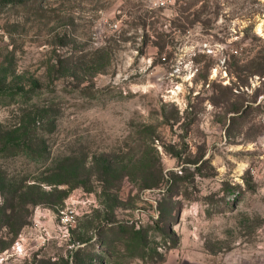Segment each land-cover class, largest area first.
I'll use <instances>...</instances> for the list:
<instances>
[{"label": "rangeland", "instance_id": "rangeland-1", "mask_svg": "<svg viewBox=\"0 0 264 264\" xmlns=\"http://www.w3.org/2000/svg\"><path fill=\"white\" fill-rule=\"evenodd\" d=\"M231 53L264 56V0H0V124L55 117L53 162L85 156L91 181L32 207L0 264H62L83 245L88 264H264V76ZM142 157L162 163L160 186L106 164ZM50 162L0 168L33 182ZM175 180L180 213L162 221Z\"/></svg>", "mask_w": 264, "mask_h": 264}, {"label": "trees", "instance_id": "trees-1", "mask_svg": "<svg viewBox=\"0 0 264 264\" xmlns=\"http://www.w3.org/2000/svg\"><path fill=\"white\" fill-rule=\"evenodd\" d=\"M237 54H240L239 50H237ZM230 57L233 59V64H236L237 67L247 65L250 68L248 71L250 74L257 73L264 76V70L260 69L264 56H260L258 61L252 60L254 63L250 66L249 63L245 62V58L242 55L231 53ZM240 61L241 64L239 63ZM254 65H259V68L253 67ZM1 90H3V86L0 85V92ZM239 109L240 107L237 110ZM22 111L24 113L18 123L11 125L0 124V159L25 157L32 162L38 163L51 161L47 169L50 173L41 180L31 182L27 178L4 175L0 168V192L4 195L5 201L1 208L3 218L0 220V252L10 249L21 229L29 223L32 207L39 204L54 207L67 194L66 189H61L60 186H87V181L91 182L90 179L84 178L88 168L85 156L77 158L76 162H53L50 147L45 137L55 131L57 119L55 117H47L46 114L40 112L34 114L35 112L24 108H22ZM65 157L66 160L71 159L69 156ZM142 160L136 159L126 162L109 160L106 164L109 169L116 167V169L121 168L125 171L129 168L132 173L134 170L136 182L143 188L160 186L166 179L162 163L159 162L157 165L154 163L153 166H148L147 162ZM177 181L175 180L177 185H172L173 187L170 185L169 191L164 193V198L170 201L164 208L159 209L162 221L166 220L168 214L177 213L180 208V205H176L179 200L175 199V196L180 194L178 193L179 185ZM46 186H50V189H47ZM174 188H177V191ZM2 228L6 230L3 231ZM118 229L120 231H128L126 224L118 225ZM132 233L139 240H144L146 237L143 228L132 229ZM80 241L87 244L90 239L81 238ZM85 250L86 252H84ZM87 252L88 249L84 245L80 246L73 251L69 258L63 259L62 264H88ZM71 257L72 260H70Z\"/></svg>", "mask_w": 264, "mask_h": 264}, {"label": "built area", "instance_id": "built-area-1", "mask_svg": "<svg viewBox=\"0 0 264 264\" xmlns=\"http://www.w3.org/2000/svg\"><path fill=\"white\" fill-rule=\"evenodd\" d=\"M67 220H68V218H67ZM70 220H71V218H70ZM69 221V220H68Z\"/></svg>", "mask_w": 264, "mask_h": 264}]
</instances>
